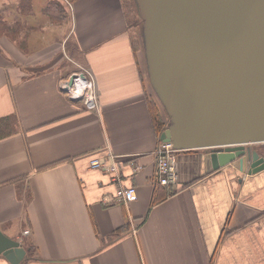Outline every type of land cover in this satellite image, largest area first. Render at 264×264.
I'll return each mask as SVG.
<instances>
[{"label":"crops","instance_id":"1","mask_svg":"<svg viewBox=\"0 0 264 264\" xmlns=\"http://www.w3.org/2000/svg\"><path fill=\"white\" fill-rule=\"evenodd\" d=\"M68 1L61 15L45 11L61 0H27L30 11L8 0L0 13L29 31L0 36V230L26 249L21 264H264V171L208 174L205 150L183 151L178 185L159 187L172 194L152 206L160 140L142 39L125 0ZM79 67L92 73L98 109L62 89ZM110 154L137 188L131 203L91 167ZM0 264L11 263L1 255Z\"/></svg>","mask_w":264,"mask_h":264},{"label":"water","instance_id":"2","mask_svg":"<svg viewBox=\"0 0 264 264\" xmlns=\"http://www.w3.org/2000/svg\"><path fill=\"white\" fill-rule=\"evenodd\" d=\"M148 78L170 117L160 136L180 151L208 150L207 173L264 171V0H135ZM75 75L69 78L73 85ZM26 249L0 230V256Z\"/></svg>","mask_w":264,"mask_h":264},{"label":"built area","instance_id":"3","mask_svg":"<svg viewBox=\"0 0 264 264\" xmlns=\"http://www.w3.org/2000/svg\"><path fill=\"white\" fill-rule=\"evenodd\" d=\"M71 6V4H69ZM73 86L69 87L68 82L62 84V89L65 90L66 95L71 100L81 99L87 109H98L96 83L92 73L86 68H81V71L75 73ZM77 84V85H76ZM81 87L83 90L79 91L76 87ZM177 150L173 148L172 144L161 145L155 153L156 158V182L169 188L178 185V170H177ZM111 161L100 160L97 158L91 159V167L100 169L111 175L112 181L117 186L115 200L121 204H128L137 198V188L135 186H125L123 183L122 173L118 160L110 154ZM134 173L137 172L138 167L134 162L131 163ZM29 231H25L28 234Z\"/></svg>","mask_w":264,"mask_h":264},{"label":"trees","instance_id":"4","mask_svg":"<svg viewBox=\"0 0 264 264\" xmlns=\"http://www.w3.org/2000/svg\"><path fill=\"white\" fill-rule=\"evenodd\" d=\"M23 2H24V5H23L22 9H24V10L27 9L28 11H30L29 10L30 7H29V4L27 3V0H23ZM124 5H125L126 11L128 9L129 13H132L131 9H130V5H132V3L125 1ZM53 8L57 11L58 15H61L64 12L66 5H63L62 3L60 4L57 2L51 3L48 5V7L46 8L45 11H49V13L52 14L51 11ZM136 11H137V9H136ZM138 17H139V12H138ZM138 17H136V18H138ZM138 20L141 22V25H142V20L140 19V17ZM22 24H24V23H22L21 21H17L13 25L8 24L7 21L0 16V36L5 34V36H10V37H14V38L18 37L23 31V25ZM142 32H143V25L141 28V37H142ZM148 105H149L150 118L152 119L154 131L156 132L157 137L160 138V136L164 132V130H166L168 128V125L170 124L171 119L168 116H167L168 119L163 118L160 106L156 103L155 99H152V98L148 99ZM7 122H8V117L0 119V138L8 135V131L5 132L4 130H2V126L5 125V123H7ZM260 154L263 156L264 150H263V152H260ZM161 186L162 185L157 184V187H156V189L153 193V196H152V198H153L152 202H151L152 206L157 205L159 202H161L163 200L164 197L172 194V190L166 189L165 194H163V196H159L157 194V192L160 190L159 187H161ZM164 188H167V187H164Z\"/></svg>","mask_w":264,"mask_h":264},{"label":"rangeland","instance_id":"5","mask_svg":"<svg viewBox=\"0 0 264 264\" xmlns=\"http://www.w3.org/2000/svg\"><path fill=\"white\" fill-rule=\"evenodd\" d=\"M125 1H128L129 3H132V5H130V9H131V12L133 14L132 13H129V10L127 9L128 21H129V25L132 26L133 36L135 37V39H137V40L139 39L138 42H141L140 41L141 40L140 33H141L142 25H141V22L138 20L139 17H138V12L136 11L135 1L134 0H125ZM10 2L13 4V0H10ZM3 3H5V5H3ZM61 3L63 4L62 0H61ZM9 8H11V6H9ZM5 10H7V14H8V0H0V11H1L0 13H2V11H5ZM24 12L26 13L27 11H24ZM7 14H4V15L1 14V16H3L4 19L6 18L5 20L8 23V15ZM16 17L17 18H15V20H19L21 18L20 14H19V16L16 14ZM136 17H138V18H136ZM10 18L11 19L13 18L11 16V14H10ZM15 20H13V21H15ZM11 21L12 20H10V22ZM14 23H12L11 25H13ZM22 25H23V31L18 36L19 38L23 37L26 32L29 33V31L27 30L28 29V25L27 24H22ZM19 38H17V39H19ZM144 54H145V52H144ZM145 65H146V63H145ZM145 65H144L143 71H144V75L146 73V80H147L148 91L150 92V95L153 96V98L156 100V103L160 106V109H161L163 118L168 119L167 118L166 111H165L163 105L160 104V102H159V100L157 98V95H156L155 91L153 90V88L151 86L150 79L148 78L147 65L146 66ZM81 68H83V67H81ZM79 70H81V69L78 68L77 71H79ZM246 148H251L253 150H257V151L263 152V150H264V143H262V144H249V145H246ZM202 151L200 149H198V150H194L193 152H191V151H187V152H189V153H196V152H202Z\"/></svg>","mask_w":264,"mask_h":264},{"label":"bare ground","instance_id":"6","mask_svg":"<svg viewBox=\"0 0 264 264\" xmlns=\"http://www.w3.org/2000/svg\"><path fill=\"white\" fill-rule=\"evenodd\" d=\"M73 81H74V79H73ZM73 84H74V82H73ZM77 85V84H76ZM69 86V85H68ZM73 86V85H72ZM69 87H71V86H69ZM76 87V86H75ZM76 88H78L79 89V91H82L83 89L81 88V87H76ZM206 151H208V150H206Z\"/></svg>","mask_w":264,"mask_h":264},{"label":"flooded vegetation","instance_id":"7","mask_svg":"<svg viewBox=\"0 0 264 264\" xmlns=\"http://www.w3.org/2000/svg\"><path fill=\"white\" fill-rule=\"evenodd\" d=\"M259 153L261 152V151H258ZM264 156V155H263Z\"/></svg>","mask_w":264,"mask_h":264}]
</instances>
